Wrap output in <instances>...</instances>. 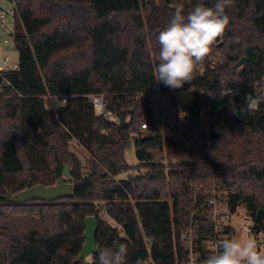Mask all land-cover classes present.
<instances>
[{
    "label": "trees",
    "instance_id": "obj_1",
    "mask_svg": "<svg viewBox=\"0 0 264 264\" xmlns=\"http://www.w3.org/2000/svg\"><path fill=\"white\" fill-rule=\"evenodd\" d=\"M11 1L19 68L0 71V264H99L98 252L77 261L89 216L99 221L98 250L118 241L128 247L125 264H176L184 227L192 220L201 236L210 230L206 200L216 186L229 187L233 213L256 220L264 210V103L250 114L245 97L262 93L264 0H234L224 36L199 64L203 74L197 65L180 89L155 78L158 34L177 6L187 15L215 0ZM155 83L187 113L176 139L164 136L154 112ZM220 91L223 100H209ZM94 94L130 117L126 129L96 113ZM47 97L67 106L50 110ZM132 139L142 173L117 180L133 170L125 159ZM73 142L87 152L86 167ZM66 165L72 197L12 202L56 184Z\"/></svg>",
    "mask_w": 264,
    "mask_h": 264
},
{
    "label": "clouds",
    "instance_id": "obj_2",
    "mask_svg": "<svg viewBox=\"0 0 264 264\" xmlns=\"http://www.w3.org/2000/svg\"><path fill=\"white\" fill-rule=\"evenodd\" d=\"M234 5V0H215L211 6L198 3L191 11L184 14L182 6H177L169 25L158 34L160 51L159 63L154 70L157 82L171 89H180L185 83L196 79L197 65L209 55L216 41L222 38L230 24L227 9ZM221 95L224 94L221 92ZM55 98L52 107L67 106ZM264 103V93L247 95L245 108L254 113ZM187 113L181 111L180 118ZM250 231V230H249ZM217 251L206 258L204 264H264V251H260L254 237L245 240L224 238L217 244ZM99 264H125L128 247L125 243L113 242L112 247L98 250Z\"/></svg>",
    "mask_w": 264,
    "mask_h": 264
},
{
    "label": "built area",
    "instance_id": "obj_3",
    "mask_svg": "<svg viewBox=\"0 0 264 264\" xmlns=\"http://www.w3.org/2000/svg\"><path fill=\"white\" fill-rule=\"evenodd\" d=\"M7 15V12L0 9V28L3 29L4 23L2 19ZM9 44L8 40L0 42V49L6 47ZM3 65H9L10 59L5 57L2 59ZM218 62L214 63L212 68ZM1 71L5 70L3 66H0ZM18 65L14 64L13 70H17ZM203 74V71H201ZM264 93V82L262 84L261 90ZM154 93H161V88L159 83H155L151 92L148 93V96H151ZM224 94L221 95L220 92H211L208 97L210 101H221L225 98L226 92L222 91ZM63 99V98H62ZM61 102L63 103V100ZM91 104L94 106L96 113L99 116L105 117L109 122L119 125V117L114 114L112 111L107 109L106 96L103 94H94L89 96ZM129 122L130 117L126 118ZM142 128H147L146 124L142 125ZM229 187L227 185L216 186L211 192H209L206 204L208 206V224L210 230L205 233L204 236H201L198 229V223H195L191 220L189 226H185L181 236H180V246L181 250H177V263L176 264H204V261L208 256L217 251V244L220 240L224 238H231L233 229L231 228L229 222L231 218L238 214V212L233 213L229 205ZM256 220H253V225H245L246 231L251 233L264 232V215L259 222V227L254 229V224ZM250 230V231H249ZM261 247L264 248V241L261 243Z\"/></svg>",
    "mask_w": 264,
    "mask_h": 264
},
{
    "label": "rangeland",
    "instance_id": "obj_4",
    "mask_svg": "<svg viewBox=\"0 0 264 264\" xmlns=\"http://www.w3.org/2000/svg\"><path fill=\"white\" fill-rule=\"evenodd\" d=\"M15 7L16 4L14 1L0 0V9L7 12V15L2 19V22L4 23L5 27L3 29L0 28V42H3L4 40L9 41V44L6 47L0 49V66H3L5 70H13L14 64L16 65L19 64V54L18 51L16 50L14 37H13L15 31V25H14ZM219 56L220 55L218 54L217 58L214 59V62H212V64L220 60ZM5 57H8L10 59L9 65H3L2 59H4ZM202 67H203L202 65H198V71L201 72ZM149 97L153 102L154 112L158 116V120L162 125L164 136L172 137L175 139L178 138L184 130L183 122L185 118L184 119L180 118V112L183 110L181 108L172 105L168 97L161 93H154ZM55 98L57 97H47L45 99V104L48 109L50 110L58 109L52 107V101ZM58 102L62 103L61 99ZM72 148L81 158L83 165L86 167L87 159H88L87 152L83 148L78 146L75 142L72 143ZM125 159L127 164L131 166L133 170L129 173H124L119 175L117 177V180H128L129 178L131 177L135 178L142 173V171L137 169L140 162L136 156V144L134 139L131 140L129 147L126 149ZM106 220H108L113 226L118 227V225L108 217H106ZM229 224L233 229L231 238L245 240L249 238V236L254 237L257 242L258 249L260 251H264V248L261 247V243L264 241V232L261 231L258 233L249 234L246 231L245 225L248 224L252 226L253 219L245 213L244 209H240L238 214L234 215L231 218Z\"/></svg>",
    "mask_w": 264,
    "mask_h": 264
},
{
    "label": "water",
    "instance_id": "obj_5",
    "mask_svg": "<svg viewBox=\"0 0 264 264\" xmlns=\"http://www.w3.org/2000/svg\"><path fill=\"white\" fill-rule=\"evenodd\" d=\"M248 63V59L244 58L238 63V67L245 66ZM1 71V68H0ZM119 126L121 129H126L129 122L123 115H118ZM217 134L215 131L212 132V136L215 137ZM72 174L71 169L66 165L64 166L63 177L60 178L56 184L51 186L37 185L19 192L12 202L15 204H27L32 202H44L52 203L64 200L73 196L74 186L71 182ZM264 215V210H259L256 217V223L254 229L259 227V222ZM85 240L86 243L83 247L82 252L77 258L78 262L86 260L88 257L98 252V246L96 237L99 231V221L96 216H89L85 221Z\"/></svg>",
    "mask_w": 264,
    "mask_h": 264
}]
</instances>
